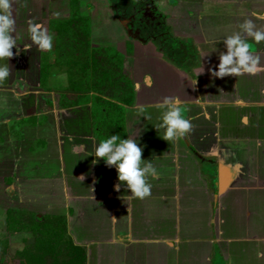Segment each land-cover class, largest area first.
Here are the masks:
<instances>
[{"label": "crops", "instance_id": "1", "mask_svg": "<svg viewBox=\"0 0 264 264\" xmlns=\"http://www.w3.org/2000/svg\"><path fill=\"white\" fill-rule=\"evenodd\" d=\"M11 11L17 45L0 82V227L7 215L9 227L21 226V215L56 217L85 264H264L256 255L264 251V41H250L255 74L208 71L243 20L264 25L251 15L264 12V0H11ZM30 22L53 36L51 50L32 44ZM131 22L140 29L130 33ZM61 23L68 32L81 24L94 48L115 49L133 83L131 104L107 98L122 107L109 123L93 105L99 94L61 58L74 40L57 35ZM165 96L178 97L192 123L172 141L154 127ZM111 134L137 139L158 170L150 196L114 190L115 167L94 157Z\"/></svg>", "mask_w": 264, "mask_h": 264}, {"label": "clouds", "instance_id": "2", "mask_svg": "<svg viewBox=\"0 0 264 264\" xmlns=\"http://www.w3.org/2000/svg\"><path fill=\"white\" fill-rule=\"evenodd\" d=\"M251 15L256 20H264V12L254 11ZM15 23L11 0H0V82L6 80L10 74L8 59L14 55L12 49L17 45L13 36ZM27 32L32 44L40 50H51L53 36L41 25L30 22ZM221 40L224 51L218 56L219 62L215 68L208 69L209 74L216 78L229 75L236 77L245 73L255 74L258 70L259 57L253 53V44L250 41L256 44L264 41V25L257 27L252 19H245L238 25L237 31L224 36ZM200 107L204 108V105L201 104ZM155 108L160 111V117L159 123L154 127L164 130L162 138L165 141L181 138L191 130L192 123L186 118L184 114L186 108L178 97L165 96ZM140 112H145V109L141 108ZM144 119H151V116L145 115ZM94 157L102 158L107 167H115L117 183L114 190L119 191L124 187L132 198L139 199L151 195L148 178H157L159 173L150 160L141 158L142 146L138 145L137 139L111 134L96 144ZM98 162L94 160V164ZM81 178L83 180L84 176ZM256 255L258 259L264 258V251L258 250Z\"/></svg>", "mask_w": 264, "mask_h": 264}, {"label": "trees", "instance_id": "3", "mask_svg": "<svg viewBox=\"0 0 264 264\" xmlns=\"http://www.w3.org/2000/svg\"><path fill=\"white\" fill-rule=\"evenodd\" d=\"M61 25L62 27L58 25L57 35H62L66 39L74 38L75 32L80 27L83 37H79L78 42L68 40L62 44L65 51H69L74 55V58L69 57L66 64H68L69 70L78 68L76 74L79 75L82 85L84 83L86 85L90 84L85 89H92L99 94L93 99V105L96 109L98 108L97 111L100 110L101 119L104 118L107 123L111 122L114 120L113 112L120 111L122 107L109 99L131 104L134 99L131 79L119 68L118 55L108 52L105 48L104 51L107 56L100 57L98 51L100 48H94L92 45L89 48L90 43L85 39L87 35L84 34L85 30L81 24L71 32H68L67 28L64 27L65 23H61ZM76 45H80L83 53L89 50L87 52L88 59L87 57L85 59L81 58V61L79 57L75 58V54L80 53L76 50ZM100 59L105 61L103 69L99 67L100 62L98 60ZM68 75L71 76L72 72L68 71ZM29 223L32 224L30 229L34 234V244L31 246L26 245L16 251V255L19 257L17 264H85V250L73 243L71 237L67 234L64 221H57L56 217L53 219L43 217V219L31 218Z\"/></svg>", "mask_w": 264, "mask_h": 264}, {"label": "rangeland", "instance_id": "4", "mask_svg": "<svg viewBox=\"0 0 264 264\" xmlns=\"http://www.w3.org/2000/svg\"><path fill=\"white\" fill-rule=\"evenodd\" d=\"M129 24L132 25V29H133V31L130 30V33L131 32L133 33V32L138 31L140 29L139 23H137V22H133V23L131 22ZM79 28L77 29V31L75 32V35H74L73 41L75 43L79 41V37H83V34L81 33L82 31ZM142 29H145V27ZM69 30L73 31L74 29L72 28ZM79 33L82 36H80ZM75 48H76V50L80 51V53L75 54V56H76L75 58L79 57L81 60V58L85 59L87 57V59H88V53L87 52L89 50H86L83 53V50L81 49L80 45H76ZM89 48H91V44H90ZM54 49H56V45H55ZM98 51L100 53L99 54L100 57L107 56L103 47H101ZM107 51L111 52V53H115L114 51H116V50L113 48H107ZM59 53H61V50L59 51ZM69 57L74 58V55L72 53H70L69 51H64V55L61 56V58H64V59H67ZM76 60H78V59H76ZM98 62H100L99 67H101V69H103L104 68L103 66L105 65L104 59H100V60H98ZM66 65H68V64H66ZM66 68H68V67H66ZM39 219H41V218H39ZM24 220L27 221L25 216L21 215L19 217V222L22 224L24 222ZM33 244H34V234L31 231L30 227L26 228V227H22V225H21V227H0V264H17L19 257L16 255V251L19 249H22L26 245L31 246Z\"/></svg>", "mask_w": 264, "mask_h": 264}, {"label": "flooded vegetation", "instance_id": "5", "mask_svg": "<svg viewBox=\"0 0 264 264\" xmlns=\"http://www.w3.org/2000/svg\"><path fill=\"white\" fill-rule=\"evenodd\" d=\"M10 215H11V214H10ZM11 218H12V217L9 216V215H7V217H5V221H6V224H7L6 227H9L8 223H9V221H11ZM36 218H37V217H36ZM31 225H32V224L29 225L28 220H27V221L24 220V222L22 223V227H32ZM19 227H21V226H19ZM15 233H16V232H15Z\"/></svg>", "mask_w": 264, "mask_h": 264}]
</instances>
